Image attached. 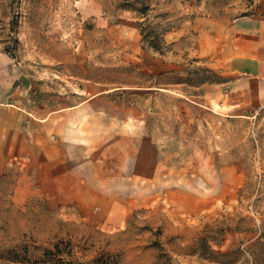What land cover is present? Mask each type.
I'll return each mask as SVG.
<instances>
[{"label": "rangeland", "instance_id": "obj_1", "mask_svg": "<svg viewBox=\"0 0 264 264\" xmlns=\"http://www.w3.org/2000/svg\"><path fill=\"white\" fill-rule=\"evenodd\" d=\"M261 7L0 0V48L25 108H80L67 119L82 125L91 167L105 145L136 159L131 195L105 214L91 194L71 205L32 195L27 166L4 182L2 171L0 264H30L58 244L81 264H264V247L253 255L264 242V107L229 100L226 53L205 52L198 31Z\"/></svg>", "mask_w": 264, "mask_h": 264}, {"label": "crops", "instance_id": "obj_2", "mask_svg": "<svg viewBox=\"0 0 264 264\" xmlns=\"http://www.w3.org/2000/svg\"><path fill=\"white\" fill-rule=\"evenodd\" d=\"M198 31L203 32L205 52L214 51V46L220 45L226 53L225 68L233 76L227 90L229 100L264 107V8L241 16L222 30L213 24L201 23ZM10 63L8 55L0 48V174L3 171V182L9 180L13 169L22 174L27 166L32 195L60 198L56 204L71 205L91 194L100 200L104 214L113 202H119L115 198L129 197L136 180V159L131 160L122 146L119 155L112 157L107 154L109 146L105 145L94 167L89 166L87 147L80 133L82 125L72 124L67 119L81 109H60L41 116L39 110L25 108L24 94L16 85L18 77ZM109 156L112 160L106 158ZM109 161L113 168L105 166ZM19 176L18 184L23 181V176ZM119 214L122 216L125 210L119 208Z\"/></svg>", "mask_w": 264, "mask_h": 264}, {"label": "trees", "instance_id": "obj_3", "mask_svg": "<svg viewBox=\"0 0 264 264\" xmlns=\"http://www.w3.org/2000/svg\"><path fill=\"white\" fill-rule=\"evenodd\" d=\"M67 248H62L60 244L56 245L54 249L47 250L44 257L40 260L34 262H27L30 264H81L78 260L74 259L73 250L69 244L66 245ZM264 247V242H259L256 248L253 250V255L257 262H259V257L262 254ZM17 262H22L18 261Z\"/></svg>", "mask_w": 264, "mask_h": 264}]
</instances>
